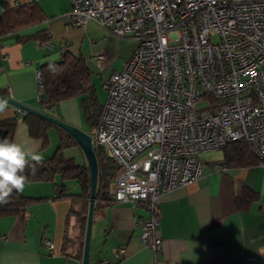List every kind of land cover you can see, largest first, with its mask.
I'll use <instances>...</instances> for the list:
<instances>
[{"label": "built area", "instance_id": "built-area-1", "mask_svg": "<svg viewBox=\"0 0 264 264\" xmlns=\"http://www.w3.org/2000/svg\"><path fill=\"white\" fill-rule=\"evenodd\" d=\"M69 2L73 27L94 21L138 42L122 70L104 81L106 100L88 135L93 149L102 147L119 167L115 202L143 204L150 213L136 226L142 244L158 253V197L196 182L200 155L243 141L264 162V0ZM90 61L108 69L103 52ZM36 89L46 106L39 71Z\"/></svg>", "mask_w": 264, "mask_h": 264}, {"label": "crops", "instance_id": "crops-1", "mask_svg": "<svg viewBox=\"0 0 264 264\" xmlns=\"http://www.w3.org/2000/svg\"><path fill=\"white\" fill-rule=\"evenodd\" d=\"M31 2L45 20L0 36V95L89 134L80 98L63 100L51 109L37 102L36 72L43 65L58 61L64 52L81 56L91 70V85L103 105L106 98L99 101L90 57L96 52L107 55L105 47L95 43L106 32L94 21L87 22L84 28L73 27L68 16L69 0H0V16ZM39 42H47L50 47L40 48ZM137 45L121 57L119 69H112L111 73L122 70ZM100 73L96 79L103 87L110 74L102 78ZM9 111L7 118H0V124L16 119L9 140L27 139L44 160L57 153L59 133L55 128L47 131V142L43 145L42 140L29 136L23 115H16L11 105ZM239 152L234 147L228 152L200 155L201 177L158 197L156 234L161 239L158 253H153L140 240L141 229L136 224L150 216L143 204L132 207L128 203L112 202L94 207L89 264H241L247 257L264 264V163H255L246 153L237 159ZM64 157L80 159L75 162L79 165L86 163L77 148L66 150ZM60 186H65L70 197L54 198ZM113 188L114 183L111 193ZM245 189L255 194L246 205L241 200ZM80 194L77 182L63 181L59 175L52 182L27 183L21 196L45 200L30 204L18 215L0 218V264H82L85 231L81 228L84 210ZM46 241L53 243L52 251L47 249Z\"/></svg>", "mask_w": 264, "mask_h": 264}, {"label": "trees", "instance_id": "trees-1", "mask_svg": "<svg viewBox=\"0 0 264 264\" xmlns=\"http://www.w3.org/2000/svg\"><path fill=\"white\" fill-rule=\"evenodd\" d=\"M45 20L37 5L33 2L18 6L0 16V36L7 33L17 32L25 27L37 24ZM46 38V36H45ZM43 82V97L46 100V108H54L59 102L70 99L80 98V106L83 114L84 123L91 132L99 119L102 105L98 102L94 87L91 85V70L81 56H74L68 52L61 54L58 61L50 62L39 70ZM23 122L27 126L28 134L31 138L42 140L43 145L47 142V131L55 128L59 133V146L57 153L50 159L44 160L43 165H37L35 169L28 168L25 174L28 176V183L52 182L57 175L63 181L73 180L80 185L83 198V212L81 214L82 232L85 231L86 216L90 195V178L86 163L76 164L73 158H65L66 150L79 146L75 140L61 128L43 120L37 116L26 114ZM16 126V119L2 122L0 127L7 130L4 139L9 140ZM42 145V146H43ZM236 147L241 152L236 153L237 159L249 156L255 163L259 161L249 151L245 142L229 144L223 151L228 152L230 148ZM81 151V150H80ZM98 165V179L95 194V208L109 205L115 202L110 187L115 182L119 173V167L102 148L94 149ZM232 154V153H231ZM230 155L229 153V157ZM252 163V161H251ZM264 163V162H263ZM70 197L66 194L65 186L56 189L54 198ZM255 198V194L250 189H245L241 200L249 204ZM45 199H29L14 193L7 204H0V218L10 215H18L32 203L41 202Z\"/></svg>", "mask_w": 264, "mask_h": 264}, {"label": "clouds", "instance_id": "clouds-1", "mask_svg": "<svg viewBox=\"0 0 264 264\" xmlns=\"http://www.w3.org/2000/svg\"><path fill=\"white\" fill-rule=\"evenodd\" d=\"M10 115L8 101L0 98V118ZM44 156L33 149L27 139H0V204L10 202L14 193L25 190L28 176L25 170L43 165Z\"/></svg>", "mask_w": 264, "mask_h": 264}, {"label": "water", "instance_id": "water-1", "mask_svg": "<svg viewBox=\"0 0 264 264\" xmlns=\"http://www.w3.org/2000/svg\"><path fill=\"white\" fill-rule=\"evenodd\" d=\"M0 98L7 100L9 105L18 108L27 114L37 116L61 128L66 133H68L79 146L86 160V164L89 172V178H90V195H89V203H88V210L86 216V226H85V235H84L83 252H82V264H89V240H90V231H91L92 217L94 212L95 194H96L97 179H98L97 159L94 153V149L92 147L90 136L86 132L82 131L77 127L69 125L39 110L21 104L11 98L5 97L3 95H0ZM6 134L7 131L5 129L0 128V139H4Z\"/></svg>", "mask_w": 264, "mask_h": 264}, {"label": "rangeland", "instance_id": "rangeland-1", "mask_svg": "<svg viewBox=\"0 0 264 264\" xmlns=\"http://www.w3.org/2000/svg\"><path fill=\"white\" fill-rule=\"evenodd\" d=\"M99 27L101 29L105 30V32H106L105 37L98 38V40H96V42H95L96 44L98 43V45L102 44L103 47H105V49L107 50L106 56H107V59L109 58L108 59V63H109L108 69L100 73L101 77L105 78L106 76L108 77V75L111 73V71H113L112 69H114L115 71L117 69H119L120 64L122 62L121 57L124 55H127L128 52L130 51V49L132 48V46L136 43L138 44V42L133 37L116 36V35L111 34L107 29H105L101 26H99ZM86 44L87 43H85V45ZM96 53H99V52H96ZM94 66L91 65V68L95 73L94 83H96L98 98H99L100 102H104V100L106 98V91L103 89V87H100V82L96 79V78H99L98 76H96V75H99V69L96 66H95L96 67L95 68ZM199 107H200V105L197 106V108H199ZM79 160L80 159H77V160H75V162L76 161L79 162Z\"/></svg>", "mask_w": 264, "mask_h": 264}]
</instances>
